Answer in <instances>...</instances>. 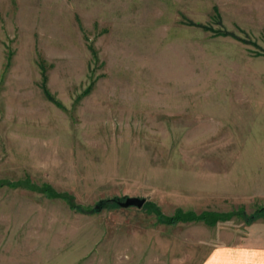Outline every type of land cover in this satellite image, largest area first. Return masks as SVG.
Wrapping results in <instances>:
<instances>
[{"label": "rangeland", "instance_id": "374dc122", "mask_svg": "<svg viewBox=\"0 0 264 264\" xmlns=\"http://www.w3.org/2000/svg\"><path fill=\"white\" fill-rule=\"evenodd\" d=\"M76 12L0 0V179L49 184L84 208L131 197L166 216L262 207L264 0ZM42 60L62 108L42 95ZM243 225L164 226L136 208L85 215L3 187L0 264H201Z\"/></svg>", "mask_w": 264, "mask_h": 264}, {"label": "trees", "instance_id": "16d2710c", "mask_svg": "<svg viewBox=\"0 0 264 264\" xmlns=\"http://www.w3.org/2000/svg\"><path fill=\"white\" fill-rule=\"evenodd\" d=\"M190 26H197L201 27L205 31H213V29L199 26L194 23H188ZM215 36L220 37H231L241 43L246 44L244 41L239 40L235 35L228 33V32H214ZM89 50L93 55H95L94 50L90 47ZM39 70H40V90L42 92V95L44 99L50 103H52L54 106L58 108H62V105L59 101L55 99V97L50 93L47 87V67L45 62L42 60L38 64ZM93 85V83H92ZM92 85H89V87L82 93V97L88 95L92 90ZM81 96L78 98V100L81 98ZM9 188V189H24L29 192L37 193L45 197L46 199H52V200H62L67 205L68 208L79 214H85V215H92L97 214L101 212L104 209L112 210L117 209L118 202L124 200V199H106V200H99L95 205L89 208H84L80 205H78L75 201L73 196H71L68 193L64 192H58L56 191L51 185L49 184H41L37 185L30 181L29 179L25 178L23 180L19 181H7V180H1L0 179V188ZM142 210L145 211L147 215H153L156 219V223L164 226H176L178 224H187V223H202L203 225L207 227H213L218 223L227 222L230 221L233 218H239L241 219L245 225H250L257 219L263 218L264 219V206L258 207L252 214L247 215L243 209H237L232 210L229 212H214V211H202L199 214L194 213L191 211H182L181 209H178L173 215L166 216L164 215L161 210L158 208L157 205L154 203H145L142 207Z\"/></svg>", "mask_w": 264, "mask_h": 264}, {"label": "crops", "instance_id": "0c3cea01", "mask_svg": "<svg viewBox=\"0 0 264 264\" xmlns=\"http://www.w3.org/2000/svg\"><path fill=\"white\" fill-rule=\"evenodd\" d=\"M58 8L78 9V16L87 10L118 8L121 0H54ZM95 14V13H94ZM264 206V205H263ZM227 236V241L213 248L201 264H264V219L243 225ZM234 240V241H233Z\"/></svg>", "mask_w": 264, "mask_h": 264}, {"label": "water", "instance_id": "95a60500", "mask_svg": "<svg viewBox=\"0 0 264 264\" xmlns=\"http://www.w3.org/2000/svg\"><path fill=\"white\" fill-rule=\"evenodd\" d=\"M145 203H146L145 199L131 197V198H125L122 202H118L117 204L120 208L123 209H127V208L142 209Z\"/></svg>", "mask_w": 264, "mask_h": 264}]
</instances>
